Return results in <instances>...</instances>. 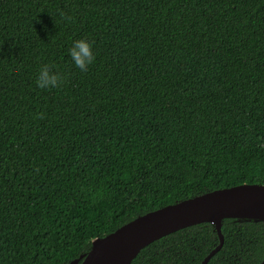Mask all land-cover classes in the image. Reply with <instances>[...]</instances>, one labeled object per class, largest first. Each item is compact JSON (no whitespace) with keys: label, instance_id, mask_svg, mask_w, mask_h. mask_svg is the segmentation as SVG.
I'll list each match as a JSON object with an SVG mask.
<instances>
[{"label":"trees","instance_id":"1","mask_svg":"<svg viewBox=\"0 0 264 264\" xmlns=\"http://www.w3.org/2000/svg\"><path fill=\"white\" fill-rule=\"evenodd\" d=\"M43 66L61 87H36ZM243 184L264 185V0H0V264H70L139 216ZM222 232L208 264L264 260V221ZM219 243L199 224L132 264H201Z\"/></svg>","mask_w":264,"mask_h":264},{"label":"water","instance_id":"2","mask_svg":"<svg viewBox=\"0 0 264 264\" xmlns=\"http://www.w3.org/2000/svg\"><path fill=\"white\" fill-rule=\"evenodd\" d=\"M226 219L264 221V185L243 184L214 190L148 212L95 240L87 255L70 264L81 261V264H132L156 240L191 226L210 223L220 243L201 263L208 264L224 245L222 226Z\"/></svg>","mask_w":264,"mask_h":264},{"label":"clouds","instance_id":"3","mask_svg":"<svg viewBox=\"0 0 264 264\" xmlns=\"http://www.w3.org/2000/svg\"><path fill=\"white\" fill-rule=\"evenodd\" d=\"M72 65L81 72L87 71L95 59L96 54L93 43L87 39L80 38L72 41L68 49ZM65 76L58 72H53L48 66L39 69L35 78V85L39 89H57L63 85Z\"/></svg>","mask_w":264,"mask_h":264}]
</instances>
